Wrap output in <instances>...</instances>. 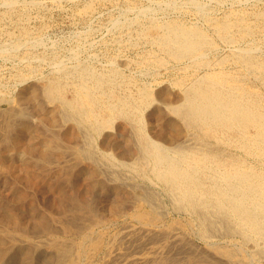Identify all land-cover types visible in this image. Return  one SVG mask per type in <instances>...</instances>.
<instances>
[{
	"label": "bare ground",
	"instance_id": "1",
	"mask_svg": "<svg viewBox=\"0 0 264 264\" xmlns=\"http://www.w3.org/2000/svg\"><path fill=\"white\" fill-rule=\"evenodd\" d=\"M173 1L174 4L176 0ZM188 1L194 2L193 8H196L197 12H206L207 8H204V4L201 6L195 3V0ZM15 2L16 0H6V3L11 5ZM170 2L166 3L167 7ZM143 9L147 12L145 7ZM149 9L152 10L153 7ZM131 12L133 13L132 9ZM259 13L256 16L257 21L262 20L259 26L264 28V13ZM182 23L184 21L170 20L165 23L154 21L151 24L147 23L149 26L146 24L142 27L140 33L142 37L148 39V42L150 38L156 43L168 58L180 63L188 60V65L179 67V72L182 69L183 73L177 78L179 81L173 85L180 88L177 94L166 88L159 90L155 88L157 91L153 93L151 88L146 86L140 87L137 94H133L129 89L131 92H121V86L125 83L122 81L123 75L121 77L118 72V67L102 73L89 67L88 62L87 65L79 64L73 68H68L69 64L64 63L67 66L65 67L62 62V64L57 62L56 65H60L54 69L56 75L42 81L39 87L30 86L28 90L23 88L16 95L19 105L32 104L33 108L30 107L39 112L37 122L41 123L42 127L43 125L47 127L48 133L40 132L42 129L38 123L37 125L27 122L28 117L31 116L28 113L31 111L30 107L18 109L15 105L11 109L0 111V170L15 172L18 176L27 179L33 189H40L41 183L45 182L48 189L57 195L55 199L54 194L51 202L53 207L60 211L58 212L60 215L55 213L57 217H54L52 212L46 211L44 212L47 215H40L39 205L35 204L34 199H28L24 190L25 192L19 195L17 193L18 202H16L17 208L25 207L26 210H18L7 201L5 205L0 202L1 236H5L13 243L16 236L30 240L31 229L46 234L48 241L44 246L41 245V241L38 242L39 245L36 243L37 247L41 245L43 249L46 248L51 252L47 258L44 257V264H264V95L261 90L259 92L254 86L250 87L247 81L245 82L240 75L243 70L235 71L232 68L235 65L231 68L227 67L228 61H234L245 69L247 76H244L246 75L244 73L242 75L244 74L246 79L248 74H255L254 76H259L264 81V60L256 56L251 47H243V49L237 46V43L240 44L238 41L255 35L256 26L252 24L256 22L251 24L244 17H236V19L226 18L212 23L218 33L217 36L220 37L219 40L222 39L235 47L232 57L221 59L214 64L206 59L207 50L210 47L214 48L212 47L214 43H211L204 30L198 29L196 24L194 26L197 28ZM118 26L115 29H118ZM234 29H237L238 37L234 35L237 33H233ZM27 33L26 28L22 27L23 37ZM130 36L129 34L128 37ZM137 36L139 37L138 34ZM27 38L29 39V36ZM15 44L9 46L4 44L3 46L7 48L1 49L2 55L4 53L12 56L15 48L18 49L21 45ZM24 44L26 46V43ZM34 45L36 44L32 43V46ZM69 56L67 59L70 58ZM163 58L155 59L156 66H154L163 69L166 57ZM150 60V63H153V59ZM26 67H28L27 72L16 73L20 84H25L30 76L32 78L39 71L33 64ZM259 77L256 79L259 80ZM68 92L71 93L70 97ZM2 94L4 93L0 92V102H9L10 98L5 99ZM43 102L50 108H45ZM95 138L100 139V146L104 150L101 155L108 163L106 171L101 173L105 176L103 180L104 182L106 180L107 186H104L103 180L97 178L99 163L102 160L99 162V155L96 154L98 147L94 149ZM73 139H80V143L72 144ZM113 152L116 153L117 158L114 157ZM67 153L73 155L75 163L71 166L66 165L68 167L56 164L59 169L75 171L81 166L78 172L63 173L67 180L66 184L71 187L69 191L65 188L67 185L54 183L45 176L46 174H41L42 171L38 172L53 161L61 163ZM15 157L20 163L19 167L15 165L16 159L15 162L13 161ZM67 157L69 160V156ZM40 162L43 164L42 167L35 165ZM85 163H89L90 166L88 164L86 166ZM46 164L48 165L45 166ZM117 168L128 169L143 180H150L149 185L158 188L141 186L142 184L133 185ZM61 173L58 174L62 175ZM60 181L62 182L61 179ZM82 181L85 182L83 195L76 189ZM99 193L103 196L102 208L97 210L93 201ZM46 208L48 211L49 207ZM121 222L124 224L119 225ZM111 227L117 229L116 233L109 232ZM177 229L182 231L177 232ZM188 235H194L203 246L197 244ZM3 247V240L0 239V264H5L9 254ZM17 254L24 258V263L21 264H29L32 257L29 250H21ZM180 254L183 257L179 258Z\"/></svg>",
	"mask_w": 264,
	"mask_h": 264
},
{
	"label": "rangeland",
	"instance_id": "2",
	"mask_svg": "<svg viewBox=\"0 0 264 264\" xmlns=\"http://www.w3.org/2000/svg\"><path fill=\"white\" fill-rule=\"evenodd\" d=\"M22 0H16L17 5L14 4H7L6 0H0V50L1 49H5V47L9 44H21L20 45V50L19 48H15L16 50L13 51L11 54L12 56L9 55H2V51H0V92L4 93L2 94L3 98L7 99L10 98V101H3L0 102V111H5L6 109H11V107H18V109H23L25 108H29L32 104L29 103L27 105V103H23L20 104L17 103V96L18 93L20 92V90H22L23 88L25 90H28L30 88V86H37L39 87L40 84L42 83V81H44L45 79L47 80V78L53 77L54 75H56V73L54 72L58 65L62 64L67 67L66 65H68V68H73L76 65L79 64H83V65H87L91 67V68H95L96 71H100L102 73L107 72L106 70H112L114 68L119 69L118 72L121 74L122 77V81L125 83L124 85L121 86V92H131L133 94H137V91L139 90L140 87L142 86H146V87H150L151 91L156 92L159 89H169V90H173L172 92H174L175 94L179 93L180 88L178 86L174 87L173 85H175L176 82H178L179 80L177 78H180L183 71L181 69V71L179 72V67H184V65H188L189 62L188 60L182 61V63H180L179 61H175L173 60V58H168L166 55H164L165 53H163V51L159 48L158 45H156V43H153L152 40L149 38V42L148 39L146 37H142L140 35L141 33V29L142 27H145L146 24H151V22H157V23H165L168 22L170 20L172 21H177V22H183L182 24H184L185 26L190 25L191 27H196L194 26L195 24L198 26V29L200 30H204V33L207 35V37L209 38V40L211 41V43L213 44L212 47L215 48H209V50H207V55H206V59L209 60L210 62L214 63H218L221 59H226L233 56L234 54V50L233 46L229 45L228 43H225V41H223L222 39L219 40V36L215 27H213L212 25L216 22V21H220L221 19H226V18H231V19H236V17H244L246 18V20L249 23H253V26H256V31H255V35L253 37H248L245 39H242L237 43L238 47H244V48H250L253 50V52H255V55L258 56L261 60H264V28L259 26L262 22V20L258 19L259 21H257V15L258 13H264V0H195V3H197L198 5L200 4L201 6H203L204 4V8H207L206 12L201 13V11L197 12L196 8L194 7V2L191 3L188 0H172L174 2V4L172 3L171 0H26L23 2H21ZM158 1V2H157ZM171 1V2H170ZM186 4H185V2ZM188 1V2H187ZM231 1V2H230ZM235 1V2H234ZM238 1V2H237ZM242 1V2H241ZM19 2V3H18ZM151 2V3H150ZM168 7L166 5V3H168ZM182 2V3H181ZM190 2V3H189ZM202 2V3H201ZM209 2V3H208ZM216 2V4H215ZM224 2V3H223ZM246 2V3H245ZM20 3H21V8H20ZM42 3V4H41ZM57 3V4H55ZM131 3V4H129ZM154 3V4H153ZM161 3V5H157ZM164 3V4H162ZM184 3V4H183ZM189 3V4H188ZM209 5H208V4ZM220 3V4H219ZM231 3V4H230ZM238 3V4H237ZM27 4V6L25 7V5ZM178 6H177V5ZM211 4V5H210ZM214 4V5H213ZM131 5V6H130ZM185 5V6H184ZM192 5V6H190ZM216 5V6H215ZM147 6V7H146ZM159 6V7H158ZM162 8H161V7ZM165 6V7H164ZM175 6V7H174ZM180 6V7H179ZM190 6V7H189ZM209 6V7H208ZM23 7V8H22ZM28 7V8H27ZM127 9H126V8ZM131 7V8H130ZM145 7V11L143 8ZM153 9H149L152 8ZM159 11L158 10V8ZM171 7V8H170ZM185 8V9H181V8ZM188 9H187V8ZM192 7V8H191ZM196 7V6H195ZM215 7V8H214ZM218 7V8H217ZM87 8V11H86ZM139 8V10H138ZM147 8V10H146ZM177 11H175L176 9ZM211 8V9H209ZM214 8V9H213ZM239 8H242L241 10ZM84 9V10H83ZM131 9L133 11V13L131 12ZM156 9V11H154ZM172 9V11H171ZM174 9V12H173ZM194 9V10H193ZM235 12L233 13V11L231 12V10ZM238 11H237V10ZM126 10V11H125ZM129 10V12H128ZM158 10V11H157ZM165 10L167 12H165ZM180 10V11H179ZM210 10V11H209ZM214 10V12H213ZM259 10V11H258ZM263 10V11H262ZM17 11V12H16ZM76 11V12H75ZM83 11V12H82ZM122 11V13H121ZM139 11V14L137 15ZM144 12L145 15H143L142 12ZM164 11V12H163ZM172 13H171V12ZM185 11V12H184ZM191 11V12H190ZM80 12V13H79ZM128 12V13H127ZM156 12V13H155ZM189 12V13H188ZM210 12V13H208ZM239 12V13H236ZM242 12V13H241ZM249 12V13H248ZM257 12V14L255 13ZM6 16H4L5 14ZM22 13V14H21ZM124 13V16H123ZM132 13V14H131ZM136 13V15H135ZM141 13V14H140ZM163 13V14H162ZM169 13V14H168ZM182 13V14H181ZM226 13V15H225ZM231 13V14H230ZM236 13V15H235ZM4 14V15H3ZM13 16H11V15ZM17 14V15H16ZM147 14V15H146ZM184 14V15H183ZM202 14V15H201ZM208 14V15H207ZM212 14V18L214 17V19L216 18V20L214 19H210ZM229 14V15H228ZM234 14V15H233ZM250 14V15H248ZM256 14V15H255ZM121 15V16H120ZM131 15V16H129ZM134 15V16H132ZM155 15V16H154ZM159 17H158V16ZM161 15V16H160ZM168 15V16H167ZM181 15V16H180ZM183 15V16H182ZM200 17H199V16ZM204 15V16H203ZM231 15V16H230ZM243 15V16H242ZM245 15V16H244ZM126 16V17H125ZM148 16V17H147ZM158 18H157V17ZM171 16V17H170ZM178 16V18H177ZM180 16V17H179ZM197 16V17H196ZM210 16V17H209ZM233 16V17H232ZM235 16V18H234ZM249 16V17H247ZM6 17V18H5ZM128 17V19H127ZM136 17V20H135ZM205 18V20L202 19ZM209 17V19L207 18ZM226 17V18H225ZM20 18V19H19ZM27 18V19H26ZM89 18V19H88ZM126 18V20L124 19ZM139 18V20H138ZM141 18V19H140ZM157 18V19H156ZM172 18V19H171ZM249 18V19H247ZM3 19V20H2ZM94 19V20H93ZM148 19V20H147ZM150 19V20H149ZM153 19V20H152ZM156 19V20H155ZM175 19V20H174ZM179 19V20H178ZM184 19V20H183ZM187 19V20H186ZM132 22H131V21ZM138 20V21H137ZM187 22H186V21ZM189 20V21H188ZM199 20V21H198ZM209 20V23H208ZM213 20V21H212ZM255 20V21H254ZM17 21V23H16ZM19 21V22H18ZM21 21V22H20ZM91 21V22H90ZM117 21L119 23H117ZM136 21V22H135ZM215 21V22H214ZM123 22H125L123 24ZM129 22V23H128ZM138 22V23H137ZM146 22V23H145ZM207 22V24L205 23ZM24 23V24H23ZM117 23V25H116ZM131 23H133L131 25ZM135 23V24H134ZM137 23V24H136ZM141 23V24H139ZM194 23V24H193ZM205 23V24H204ZM213 23V24H212ZM260 23V24H259ZM114 24V25H113ZM119 24V26H118ZM127 24V25H126ZM147 24V26H149ZM192 24V25H191ZM203 24V25H202ZM83 25V26H82ZM110 25V26H109ZM112 25V26H111ZM124 25V26H123ZM126 25V26H125ZM117 26L119 27L118 29ZM123 26V27H122ZM131 26V27H130ZM141 26V28H140ZM189 26V27H190ZM202 26V27H201ZM211 26V27H210ZM22 27H25L27 30V35L29 36V39L27 38V35H24L25 37H23L22 34ZM114 27V28H113ZM126 29H125V28ZM135 27V28H134ZM206 27V29H204ZM208 27V28H207ZM258 29L261 28V29ZM89 28V30H87ZM128 28V30H127ZM131 28V29H130ZM138 28V29H136ZM197 28V27H196ZM116 31H115V30ZM120 30V31H119ZM126 32H125V31ZM131 30V31H130ZM133 30V31H132ZM215 32H214V31ZM138 31V32H137ZM213 31V32H212ZM260 31V32H259ZM2 32V33H1ZM12 32V33H10ZM81 34H80V33ZM86 32V33H84ZM112 32V34H111ZM131 32V33H130ZM209 32V33H208ZM237 32V29L233 30V33ZM14 33V34H13ZM115 33V34H114ZM118 33V34H117ZM125 33V34H124ZM33 34V35H32ZM38 34V35H37ZM85 34V35H84ZM117 34V36H116ZM122 34V35H121ZM129 34L131 35L130 37ZM137 34L139 35V37H141V39L137 36ZM12 35V36H10ZM32 35V36H31ZM76 35V37H75ZM78 35V36H77ZM115 35V36H113ZM209 35V36H208ZM234 35H237V37L239 36L238 32ZM17 38H16V37ZM61 36V37H60ZM87 36L86 39L83 38V40L81 39L82 37ZM136 36V37H135ZM12 37V38H11ZM14 37V38H13ZM19 37V38H18ZM21 37V38H20ZM64 37V38H63ZM125 37V38H124ZM128 37V38H127ZM138 37V38H137ZM260 37V38H259ZM26 38V39H25ZM79 38V39H78ZM115 40H114V39ZM144 38V39H143ZM212 38V39H211ZM12 39V41H11ZM32 41H31V40ZM50 39V40H49ZM57 39V40H55ZM70 39V40H69ZM121 39V40H119ZM130 39V40H129ZM215 39V40H213ZM259 39V41H257ZM19 40V41H18ZM24 40V41H23ZM68 40V41H67ZM86 40V41H85ZM93 40V41H92ZM119 43H118V41ZM133 40V41H132ZM137 40V41H136ZM143 40V41H142ZM254 40H256V42H254ZM261 40V41H260ZM9 41V42H7ZM16 41V42H15ZM26 41V42H25ZM31 41V42H30ZM37 41V42H36ZM39 41H41L40 43H38ZM53 41V42H52ZM117 41V42H116ZM121 41V42H120ZM123 41V42H122ZM147 41V42H146ZM213 41V42H212ZM216 43H215V42ZM250 41V43H249ZM23 42V43H22ZM88 42V43H87ZM109 42V44H108ZM114 42V43H113ZM151 42V43H150ZM242 42V43H241ZM249 44H248V43ZM253 42V43H252ZM259 42V43H258ZM9 43V44H8ZM30 45L28 48L25 46ZM32 43L36 44L34 46H32ZM70 43V44H69ZM91 43V44H90ZM99 45H98V44ZM105 43V44H104ZM117 43V44H116ZM131 43V44H130ZM138 43V44H137ZM244 43V44H243ZM248 45H247V44ZM258 43V44H257ZM6 45L5 47L3 45ZM15 44V45H16ZM48 44V45H47ZM52 44V45H51ZM108 44V45H106ZM134 44V45H133ZM154 44V45H153ZM228 44V45H227ZM246 44V46H244ZM254 44V45H253ZM38 45V46H37ZM40 45V48H39ZM45 45V46H44ZM91 45V46H90ZM215 45V46H214ZM252 45V46H251ZM258 45V46H257ZM80 46V47H79ZM130 46V47H129ZM218 46V47H217ZM256 46V47H255ZM263 46V47H262ZM27 49H26V48ZM33 47V48H32ZM37 47V48H36ZM47 47V48H46ZM7 48V47H6ZM79 48V49H78ZM227 48V49H226ZM232 48V49H231ZM243 48V49H244ZM254 48V49H253ZM49 49V50H48ZM51 49V50H50ZM56 49V50H53ZM60 49V50H59ZM70 49V50H69ZM74 49V50H73ZM211 49V50H210ZM217 49V50H216ZM219 49V50H218ZM255 49H258L255 50ZM262 49V50H261ZM154 50V51H153ZM158 50V51H157ZM230 50V51H229ZM255 50V51H254ZM22 51V52H21ZM34 51V52H33ZM68 51V52H67ZM70 51V53H69ZM150 51V52H149ZM209 51V52H208ZM215 51V52H213ZM218 51V52H217ZM233 53H232V52ZM262 51V52H261ZM54 52V54H53ZM59 52V53H58ZM78 52V53H77ZM93 52V53H92ZM154 52V53H153ZM157 52V53H156ZM159 52V53H158ZM229 52V53H228ZM258 54H257V53ZM261 52V53H260ZM33 53V54H32ZM48 53V54H47ZM72 53V54H71ZM209 53V55H208ZM211 53V54H210ZM214 53V54H213ZM16 54V55H15ZM19 54V55H18ZM26 54V56H25ZM59 54V55H58ZM77 54V55H76ZM81 54V55H80ZM90 56H89V55ZM120 54V56H119ZM161 54V56H160ZM229 54V55H228ZM14 55V58H13ZM50 58H48L49 56ZM63 55V56H62ZM70 55V56H69ZM72 55V56H71ZM95 55V56H94ZM144 55V56H143ZM155 55V56H153ZM167 58H165V67L163 66V69H160V67H155V59L157 58H163L164 56ZM215 55V56H214ZM220 55V56H219ZM224 55V57L222 56ZM6 56V57H5ZM9 56V58L7 57ZM29 56V57H28ZM59 56V57H58ZM68 56L70 57L69 59ZM75 56V57H74ZM108 56V58H107ZM144 58H143V57ZM146 56V57H145ZM154 58H152V57ZM158 56V57H157ZM219 58H218V57ZM227 56V57H226ZM4 57V58H2ZM17 57V58H16ZM28 57V58H26ZM42 57V58H41ZM55 57V60H54ZM215 57V58H214ZM2 58V59H1ZM37 58V59H36ZM79 60H77V59ZM105 58V59H104ZM148 58V59H146ZM217 58V59H216ZM12 59V60H11ZM35 59V60H34ZM39 59V60H38ZM46 59V60H45ZM57 59V60H56ZM60 59V61H59ZM110 59V60H109ZM121 61H119V60ZM140 59V60H138ZM145 61H144V60ZM153 59V63H150L151 60ZM164 59V58H163ZM172 59V60H171ZM5 60V61H4ZM34 60V61H33ZM37 60V61H36ZM83 60V61H81ZM86 60V61H85ZM91 60V61H90ZM112 60V61H111ZM115 60H117L115 62ZM126 60V61H124ZM138 60V61H137ZM149 60V61H148ZM169 60V62H167ZM26 61V62H25ZM28 61V62H27ZM55 61V62H53ZM76 64H74V62ZM80 63H79V62ZM143 61V62H142ZM25 62V63H24ZM32 62V63H31ZM36 62V63H35ZM39 62V63H38ZM60 63L57 64L56 63ZM62 62V63H61ZM88 62V63H87ZM115 62V63H114ZM125 62V64H124ZM138 62V63H137ZM187 62V63H186ZM16 63V64H15ZM66 63V65L64 64ZM78 63V64H77ZM87 63V64H86ZM123 63V64H120ZM130 63V64H128ZM140 63V64H139ZM145 63V64H144ZM148 63V64H147ZM168 63V64H167ZM172 63V64H171ZM184 63V64H183ZM231 63V64H229ZM37 67V73L34 74V76H28V81L25 84H20L19 81L17 80V74L19 73H24L27 72L28 67L26 66H30L32 65ZM73 66H72V65ZM141 64H143L141 66ZM151 64V65H150ZM14 65V66H13ZM54 65V67H53ZM138 65V67H137ZM150 65V66H149ZM155 65V66H154ZM227 67H230L232 65L233 69H238L239 71L243 70V72H240V75L244 78L245 82L247 84L251 86H254L255 89H257L259 92L261 90V93L264 95V81L259 77V76H254V75H249L247 79L244 76H247V73L245 71L244 68H241V66L237 63H235L234 61L232 62L231 60L228 61L227 63ZM239 65V66H237ZM13 66V68L11 67ZM22 66V67H21ZM96 66V67H95ZM126 66V67H124ZM237 66V67H236ZM19 67V68H18ZM45 67V68H44ZM134 67V68H133ZM176 67V68H175ZM180 67V68H181ZM25 68V69H24ZM27 68V69H26ZM109 68V69H108ZM111 68V69H110ZM138 68V70H137ZM140 68V70H139ZM144 68V69H142ZM155 68V69H154ZM166 68V69H165ZM168 68V69H167ZM175 68V69H174ZM24 69V70H23ZM104 69V70H103ZM116 69V70H117ZM121 69V70H120ZM171 71H170V70ZM22 70V71H21ZM53 70V71H52ZM102 70V71H101ZM149 70V71H148ZM161 70V71H160ZM166 70V71H164ZM168 70V71H167ZM132 71V72H131ZM160 71V72H158ZM165 73H163V72ZM53 72V74H51ZM122 72V73H121ZM143 72V73H141ZM144 72H147L146 74H144ZM151 72V74H150ZM157 72V73H156ZM17 73V74H16ZM44 73V74H43ZM126 73V74H124ZM154 73V74H153ZM159 73V74H158ZM177 73V74H176ZM242 73L246 74V75H242ZM162 74V75H161ZM16 75V76H15ZM38 75V76H36ZM50 75V76H49ZM152 75H154L152 77ZM160 75V76H159ZM126 76V77H125ZM150 76V78H149ZM175 76V77H174ZM147 77V78H146ZM256 77H259L257 80ZM152 78V79H151ZM132 79V80H131ZM134 79V80H133ZM151 79V80H150ZM155 81H154V80ZM159 79V80H158ZM131 80V81H130ZM150 84H149V82ZM161 80V82H160ZM41 81V82H39ZM135 81L137 83H135ZM141 81V82H139ZM147 81V82H146ZM175 81V82H174ZM133 82V83H131ZM139 82V83H138ZM145 82V84H144ZM154 82V83H153ZM158 82V83H157ZM173 82V83H172ZM260 82H263L260 83ZM12 83V84H11ZM29 83V84H28ZM252 83V84H251ZM255 83V85L253 84ZM260 83V84H259ZM5 84V85H4ZM12 86H10V85ZM130 84V85H129ZM158 84V85H157ZM169 84V85H168ZM24 85V86H23ZM29 85V86H28ZM148 85V86H147ZM171 85V86H170ZM259 88H258V86ZM263 85V86H262ZM4 86V87H3ZM166 86V87H165ZM168 86V87H167ZM262 86V87H261ZM14 87V88H13ZM16 87V88H15ZM29 87V88H28ZM126 87V88H125ZM131 87V88H130ZM134 87V88H133ZM138 87V88H137ZM171 87V89H170ZM257 87V88H256ZM21 88V89H20ZM123 88V89H122ZM157 90H156V89ZM16 89V90H15ZM131 91H129V90ZM179 89V90H178ZM5 90V91H4ZM10 90V91H9ZM175 90V91H174ZM8 91V92H7ZM178 91V92H177ZM9 94V95H8ZM69 94V95H68ZM68 96H71V93L68 92ZM14 96V100L12 99V97ZM40 99H42L41 95H40ZM9 100V99H8ZM13 100V101H12ZM16 100V101H15ZM42 101V100H41ZM16 102V103H15ZM9 103H11L9 105ZM43 106L45 108H50V106H48L46 103L43 102ZM9 105V106H8ZM27 106V107H26ZM20 107V108H19ZM23 107V108H22ZM32 107V106H31ZM31 109V111H29L28 113L31 115L28 117L27 122L28 123H34L37 124L38 122V116H39V112H37V110L35 111L34 109ZM35 115H34V113ZM37 113V116H36ZM34 115V116H33ZM34 117V118H32ZM35 119V120H34ZM34 120V121H33ZM36 122V123H35ZM39 126L41 125L40 132H44V133H48V128L45 127L41 123H38ZM37 124V125H38ZM33 125V124H32ZM68 127V126H66ZM1 135V134H0ZM78 141V142H77ZM100 139L99 138H95V148L97 147L96 150V154H98V158L99 160V174L97 177L99 180H103L105 179L101 173L105 172L106 169L108 168V163L105 159L102 152H104V150L102 149V147L100 146L101 144L99 143ZM72 144H79L80 143V139L76 140L73 139L71 141ZM97 146V147H96ZM100 147V148H99ZM115 153V152H113ZM70 153H67L66 156L62 159V162L59 163V161H53L51 163L46 164L44 169L41 168L38 170V172L42 171L41 174L45 175L49 180L53 181L54 183H61L62 186H66V190L69 191V189L71 188L67 183V180L64 178V174L65 172L71 174L74 172H78V168H80L81 166H78L77 169L74 171V169H59L57 165L65 166H71V164L75 163L74 159H73V155H69ZM102 154V155H101ZM69 156V160L67 159ZM114 157H116V153L114 154ZM16 159V157L13 159V161ZM68 160V161H67ZM17 161V159L15 160ZM14 161V162H15ZM65 162V164H64ZM68 162V164H67ZM71 162V163H70ZM39 163V162H38ZM104 163V164H101ZM107 165H106V164ZM55 164V166H54ZM57 164V165H56ZM86 166L89 165V163H85ZM88 164V165H87ZM15 165L17 167H19L20 163L17 161L15 162ZM38 167H42L43 164L40 162V164H35ZM68 165V166H66ZM80 165V164H79ZM84 165V164H83ZM104 165V166H103ZM50 166V167H49ZM52 166V167H51ZM54 166V167H53ZM90 166V165H89ZM102 166V168H100ZM106 166V167H105ZM57 167V168H56ZM106 168V169H105ZM43 169V170H42ZM54 169V170H52ZM57 170V171H56ZM104 170V171H103ZM118 171H120V174L125 177L129 182L134 184H142L141 186H145L146 187H150V188H158L157 186L155 187V185H149V181L144 179L142 177H140L139 175H137L136 173L132 172L128 169H124V168H117ZM122 170V171H121ZM49 171V172H48ZM52 171V172H51ZM64 171V172H63ZM127 173H126V172ZM9 171H5L4 170H0V202L1 204L5 205L7 202L10 205L15 206L16 208L17 206V198L19 193L25 192L28 199L32 198L35 201V204L39 207V211L40 215H47L46 212H52V214L54 215V217H57V215H60V212L55 206L53 207L52 205V199H54L53 196H55L56 194L53 193L52 191H50L47 187V184L41 183L40 185V189H33L32 186H30L29 182L27 179L18 176L15 172H11ZM43 172H48V173H43ZM54 172V173H53ZM62 172V173H61ZM123 172V174H122ZM61 173L62 175H59ZM126 173V175H125ZM50 174V175H49ZM101 174V175H100ZM12 175V176H11ZM57 177H56V176ZM51 176V177H49ZM53 176V177H52ZM58 176H60L58 178ZM133 176V177H132ZM139 176V177H138ZM14 177V178H13ZM18 177V179H17ZM132 177V178H131ZM137 179H136V178ZM20 178V179H19ZM22 178V179H21ZM56 178V179H55ZM63 178L65 180H63ZM129 178V179H128ZM134 178V179H133ZM140 178V179H139ZM25 179V180H24ZM60 179L62 180V182L60 181ZM22 182H21V181ZM131 180V181H130ZM15 181V182H14ZM24 181V182H23ZM142 183H141V182ZM148 181V182H147ZM26 182V183H25ZM64 182V183H63ZM104 182V180H103ZM139 182V183H138ZM18 183V187L17 186ZM28 183V184H27ZM59 183V184H60ZM15 184V186H14ZM104 186H107V182L105 180V182L103 183ZM30 186V187H29ZM139 186V185H137ZM84 187V189H83ZM17 188V189H16ZM26 188V189H25ZM29 188V190H28ZM81 188V189H80ZM31 189V191H30ZM33 189V190H32ZM43 191H42V190ZM45 189V190H44ZM77 190H79L78 192L81 193L82 195L84 194V190H85V182L82 181V183L80 182L78 187L76 188ZM23 190V191H22ZM25 190V191H24ZM28 191V192H27ZM45 191V192H44ZM47 192V193H46ZM10 193V194H9ZM18 193V195H17ZM44 193V194H43ZM46 193V194H45ZM53 193V194H52ZM101 193V192H100ZM97 194L96 197L94 198L93 204L95 206V208L97 210L101 209L102 206V197L100 196L101 194ZM38 194V195H37ZM44 196H43V195ZM52 196H51V195ZM55 194V195H54ZM50 195V196H49ZM11 196V197H10ZM16 197V198H15ZM35 197V198H34ZM37 197V198H36ZM52 197V198H51ZM101 197V198H100ZM46 198V199H45ZM57 198V195L55 197V199ZM45 201H43V200ZM3 200V201H2ZM12 202H10V201ZM38 200V202L36 201ZM40 200V201H39ZM7 201V202H6ZM14 201V202H13ZM17 201V202H16ZM96 201H98L99 203H96ZM6 202V203H5ZM16 202V203H15ZM44 202V203H43ZM50 202V203H49ZM43 203V204H42ZM41 204V205H40ZM99 204V205H98ZM43 205V206H42ZM48 211H47V208ZM100 207V208H99ZM18 210H26V208H17ZM42 209V210H41ZM51 209V210H50ZM46 211V212H44ZM43 212V214H42ZM57 212V213H56ZM57 215H56V214ZM44 215V216H45ZM56 219V218H55ZM122 223V224H121ZM119 225H123L124 223L121 222ZM115 230V231H114ZM117 229L111 227V229H109V232L112 234L113 232L116 233ZM177 232H181L182 230L177 229ZM42 232H39V230H32L30 231V240L29 239H25L19 236H16V239L14 241H12L13 243H11V241L7 238H5V236H1L0 234V239L3 240V248L8 250V256L5 259V264H21L24 261L23 256H20L17 253H20V251H26L29 250L32 253V257L29 260L30 262H32L31 264H44V259L47 258L49 256V254H51V252H49V250L43 249L44 247H42L41 245L45 244L47 240V235ZM41 235V236H40ZM190 236V238L194 239V241L203 246V243L198 240L196 237H194V235H188ZM35 237V238H34ZM46 239H43V238ZM32 238V239H31ZM52 238V237H50ZM6 239V240H4ZM37 239V240H36ZM39 239V240H38ZM42 239V240H41ZM49 239V238H48ZM16 241V243H15ZM18 241H21L18 242ZM36 241V242H35ZM39 241H41V247L36 245V243L39 245ZM44 241V242H43ZM67 241V239H66ZM30 242V243H29ZM35 242V243H34ZM39 242V243H38ZM9 243V244H8ZM29 243V245H28ZM30 246V244H32ZM9 246H8V245ZM23 244V245H22ZM28 245V246H27ZM36 245V247H35ZM16 247V248H15ZM18 247V248H17ZM27 247V248H26ZM32 248V249H31ZM42 251H40L39 249ZM13 249V250H11ZM15 249V250H14ZM18 249V250H17ZM38 249V250H37ZM16 257H14V255ZM35 255V256H34ZM38 255V256H37ZM179 258H181V254L178 255ZM176 256V257H178ZM45 257V258H44ZM183 257V256H182ZM10 258L12 260H10ZM21 258V259H20ZM23 258V259H22ZM36 258V260H34ZM178 258V259H179ZM32 260V261H31ZM34 260V262H33ZM29 262V264H30ZM41 262V263H40ZM24 263V262H23Z\"/></svg>",
	"mask_w": 264,
	"mask_h": 264
}]
</instances>
